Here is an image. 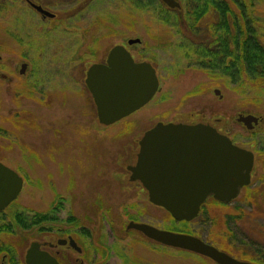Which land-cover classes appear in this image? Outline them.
<instances>
[{
	"label": "rangeland",
	"instance_id": "374dc122",
	"mask_svg": "<svg viewBox=\"0 0 264 264\" xmlns=\"http://www.w3.org/2000/svg\"><path fill=\"white\" fill-rule=\"evenodd\" d=\"M34 1L57 17L43 20L27 1L0 0V159L25 182L15 203L0 213V238L12 241L21 264L32 242L56 243L69 234L83 249L67 251L78 264H125V257L139 264H216L125 230L131 220L188 233L264 264V85L240 86L196 65L192 51L180 47L182 34L154 9L140 10L128 0ZM251 1L264 38V0ZM133 38L142 41L129 46ZM116 45L151 62L160 89L144 109L103 126L85 79ZM23 62L30 64L25 77L19 73ZM23 82L34 83L36 92L17 101ZM19 111L29 119L17 127L9 118ZM243 114L262 118V124L250 131L240 122ZM158 121L204 122L252 150L251 186L231 203L209 198L194 221H177L151 203L142 184L130 181L127 167L137 161L136 142ZM47 213L49 221L30 224Z\"/></svg>",
	"mask_w": 264,
	"mask_h": 264
},
{
	"label": "water",
	"instance_id": "95a60500",
	"mask_svg": "<svg viewBox=\"0 0 264 264\" xmlns=\"http://www.w3.org/2000/svg\"><path fill=\"white\" fill-rule=\"evenodd\" d=\"M170 8H180L177 0H162ZM43 16L55 14L29 1ZM141 42L132 39L129 45ZM106 63H94L85 83L94 98L100 124L113 125L146 106L160 89L157 70L148 61L137 62L123 45L112 47ZM24 72V71H23ZM220 96V90H215ZM240 122L254 130L261 118L240 115ZM140 139L135 165H129L131 179L141 181L150 202L165 208L177 221L194 220L209 197L228 203L250 185L255 165L254 152L233 144L214 126L204 123L158 122ZM187 165H190L187 167ZM18 172L0 162V211L8 207L23 189ZM137 230L148 239L171 248L187 250L211 258L217 264H254L223 252L200 237L160 229L146 222L131 221L127 230ZM59 244L67 240L60 239ZM70 244L81 250L73 239ZM26 264H60L40 242H32Z\"/></svg>",
	"mask_w": 264,
	"mask_h": 264
},
{
	"label": "trees",
	"instance_id": "16d2710c",
	"mask_svg": "<svg viewBox=\"0 0 264 264\" xmlns=\"http://www.w3.org/2000/svg\"><path fill=\"white\" fill-rule=\"evenodd\" d=\"M128 1L140 10L154 9L163 22L177 28L182 34L180 47L191 50L194 63L212 76L226 77L240 86L246 82L264 85V38L257 29L251 0L248 4L245 0H182L185 6L174 10L161 0ZM207 18L209 23L203 25ZM50 219L49 213L35 215L30 224L35 227ZM70 221L77 223L76 219ZM101 253L107 254L104 250ZM123 262L139 264L126 257Z\"/></svg>",
	"mask_w": 264,
	"mask_h": 264
},
{
	"label": "flooded vegetation",
	"instance_id": "af4514ba",
	"mask_svg": "<svg viewBox=\"0 0 264 264\" xmlns=\"http://www.w3.org/2000/svg\"><path fill=\"white\" fill-rule=\"evenodd\" d=\"M23 1H27L28 2V4H29V1H32V2H34V3H36V4H38V5H41L42 7H43V9H47V10H49L48 8H45V6L43 5V4H41V3H38V2H36V1H34V0H23ZM162 2V1H161ZM163 3V2H162ZM30 5V4H29ZM31 6V5H30ZM32 7V6H31ZM33 8V7H32ZM33 10H35L34 8H33ZM35 11H37V10H35ZM49 11H51V10H49ZM52 12V11H51ZM54 13V12H53ZM41 14V13H40ZM55 14V13H54ZM48 17V16H47ZM47 17H43L42 19L43 20H45ZM57 17V14H55V17L54 18H56ZM50 18V17H49ZM54 18H51V19H54ZM134 44H137V43H134ZM132 46V45H131ZM2 60V56L0 55V61ZM138 60V59H137ZM29 67H30V64L29 63H27V62H23L22 64H21V69H20V71H19V73H20V75H22V76H26V74H27V72H28V69H29ZM156 69V68H155ZM24 71V72H23ZM157 73H158V69H157ZM4 78L5 79H7L8 78V76H4ZM36 92V85L33 83V85L32 84H28V83H26V82H23L22 83V86H21V88L20 87H18V89H17V98H15V99H17V101L19 100V98H22L21 96H23V97H26V98H34V93ZM92 95V94H91ZM93 97V96H92ZM19 113H21L20 111L19 112H16L15 113V116L14 117H12V118H9L10 120L11 119H13V120H15V122L13 121V123H14V125L15 126H17V127H19L20 125H21V123L24 121L25 123H28V119L29 118H24V117H20L19 116ZM183 123H186V122H183ZM202 123H204V122H202ZM186 124H188V125H190V124H197V123H192V122H190V123H186ZM35 126H37V125H35ZM152 127H154V126H152ZM152 127H150L149 129H151ZM17 139V138H16ZM18 143H19V139H17L16 140ZM139 141V140H138ZM136 142V145H138V149H139V147H140V144H139V142ZM233 143H236V144H238L235 140H233ZM20 144V143H19ZM239 145V144H238ZM137 154H138V152H137ZM137 157H138V155H137ZM0 162H2V163H4L5 165H7L6 163H5V161H2L1 159H0ZM8 166V165H7ZM188 166H190V165H187V167L186 168H188ZM11 168V167H10ZM128 168V167H127ZM20 174V173H19ZM21 175V174H20ZM21 177L23 178V182H24V175L22 174L21 175ZM130 181L131 182H134V183H138V184H140L138 181H133V180H131V177H130ZM24 184H25V182H24ZM24 187V186H23ZM23 190V189H22ZM22 192V191H21ZM21 195V194H20ZM19 195V196H20ZM19 196H18V198H19ZM17 198V199H18ZM17 199H15L8 207H6L5 209H2V211H0V213H2L3 211H5V210H7L8 208H10L12 205H13V203H15V201L17 200ZM210 199H214V198H210ZM209 199H207L206 201H205V203H203L202 205V208H201V211H200V213H199V215H198V217L203 213V211H204V208H205V204H206V202L208 201ZM215 200V199H214ZM263 200H264V196H263ZM235 201V200H234ZM234 201H232V202H234ZM222 203V202H221ZM229 203H231V202H229ZM223 204H225V203H223ZM198 217H196V218H198ZM195 218V219H196ZM194 219V220H195ZM194 220H192V221H194ZM60 239H62V240H67V243L66 244H59L58 243V241L60 240ZM71 239H73L74 241H75V243H77V245L78 246H81L79 243H78V241L76 240V238L72 235V234H69L68 235V237L67 238H59L57 241H56V243H54L53 241H47V242H45V243H41L39 240H37V241H39L40 243H41V245H42V250H44V251H48L49 252V254L50 255H52L53 257H55L56 258V260L60 263V264H78L79 263V261H78V259L77 260H73V258H72V255L71 254H69V253H67V251L68 250H72V251H74V252H76V253H82L83 252V250H81V251H77L71 244H70V240ZM6 241V240H5ZM9 242H12V241H6V242H4L3 243V241H2V238H0V264H21V257H20V254L18 253V251L15 249V251H14V246H12L11 244L12 243H9ZM207 243H208V241H206ZM210 243V242H209ZM211 245H213L212 243H210ZM214 246V245H213ZM30 247V246H29ZM214 247H216V246H214ZM81 248H82V246H81ZM219 248V247H218ZM222 251H224L223 249H221ZM224 252H226V251H224ZM226 253H229L230 254V252H226ZM26 255V254H25ZM24 255V256H25ZM232 255V254H231ZM233 256V255H232ZM233 257H235L236 259H240V260H243V261H247V260H245V259H243L242 257H237V256H233ZM19 260H20V262H19ZM255 261V260H254ZM247 262H252V263H254L253 261H247ZM24 264H26V256H25V260H24ZM80 264H84V261H81L80 262ZM254 264H256V263H254Z\"/></svg>",
	"mask_w": 264,
	"mask_h": 264
},
{
	"label": "bare ground",
	"instance_id": "6f19581e",
	"mask_svg": "<svg viewBox=\"0 0 264 264\" xmlns=\"http://www.w3.org/2000/svg\"><path fill=\"white\" fill-rule=\"evenodd\" d=\"M147 106V105H146ZM145 107V106H144ZM144 107L143 108H141V109H144Z\"/></svg>",
	"mask_w": 264,
	"mask_h": 264
}]
</instances>
